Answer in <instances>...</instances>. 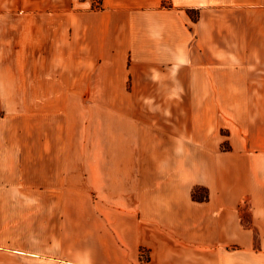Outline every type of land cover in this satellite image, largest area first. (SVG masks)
Wrapping results in <instances>:
<instances>
[{"label": "crops", "instance_id": "1", "mask_svg": "<svg viewBox=\"0 0 264 264\" xmlns=\"http://www.w3.org/2000/svg\"><path fill=\"white\" fill-rule=\"evenodd\" d=\"M83 76L102 96L117 79L134 87L126 95L218 106H162L170 125L102 155L95 200L68 207L46 201L70 172L35 99L65 97L59 85ZM212 113L229 152L209 138ZM258 128L264 0H0V264H264ZM199 187L204 201L192 197Z\"/></svg>", "mask_w": 264, "mask_h": 264}, {"label": "rangeland", "instance_id": "2", "mask_svg": "<svg viewBox=\"0 0 264 264\" xmlns=\"http://www.w3.org/2000/svg\"><path fill=\"white\" fill-rule=\"evenodd\" d=\"M86 78L83 76V80L78 82H71L68 79L62 82L58 88L67 90L68 95L65 97L35 99V121L45 124L46 139L65 144L60 148L68 155V161L64 166L70 172L65 178V191L60 194L46 193L47 202L62 201L68 203V207H79L81 203L84 208L87 203L95 200V194L91 191V181L98 165L104 164L98 160L102 159V155H114L122 153L123 149H130L131 147L124 145L131 141L129 139L156 136L152 129L170 125V120L167 119L170 115L162 114V106L169 107L176 104L185 106L189 101L196 107L201 104L210 106L212 112L218 106V99L213 98L170 99L126 95L127 93L122 92L121 89L129 90L134 87L132 88L130 83L121 87L117 79H112L107 84L113 96H102L104 92L97 91L100 84L97 83L98 88L93 87ZM193 112L189 115L180 113V128H184V117H199L198 111ZM213 114L215 113L211 116ZM208 125L211 129L209 138L218 143V150L229 152L230 132L223 123H220L218 116L211 117ZM260 126H263L262 123ZM252 136L255 139H264V129L253 130ZM79 154L82 156L81 162L71 161V155ZM74 171H77L75 175ZM203 189L199 187L197 190L198 198L206 195ZM70 203H77V206H69ZM67 213L74 211L67 210Z\"/></svg>", "mask_w": 264, "mask_h": 264}, {"label": "trees", "instance_id": "3", "mask_svg": "<svg viewBox=\"0 0 264 264\" xmlns=\"http://www.w3.org/2000/svg\"><path fill=\"white\" fill-rule=\"evenodd\" d=\"M198 189H199V188L194 189V191H193V193H192V197L194 198V200H201V201L206 200V199H207V193H206V191H205V193H206L205 196H201L200 198H198V197L196 196V192H197ZM203 190H204V189H203Z\"/></svg>", "mask_w": 264, "mask_h": 264}, {"label": "built area", "instance_id": "4", "mask_svg": "<svg viewBox=\"0 0 264 264\" xmlns=\"http://www.w3.org/2000/svg\"><path fill=\"white\" fill-rule=\"evenodd\" d=\"M94 8L99 9L102 5L103 0H90Z\"/></svg>", "mask_w": 264, "mask_h": 264}]
</instances>
